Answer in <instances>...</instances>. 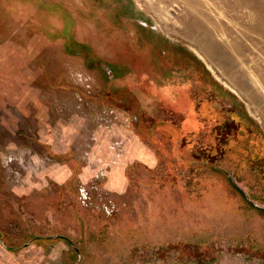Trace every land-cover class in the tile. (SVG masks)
<instances>
[{
  "label": "rangeland",
  "instance_id": "1",
  "mask_svg": "<svg viewBox=\"0 0 264 264\" xmlns=\"http://www.w3.org/2000/svg\"><path fill=\"white\" fill-rule=\"evenodd\" d=\"M0 264H264V0H0Z\"/></svg>",
  "mask_w": 264,
  "mask_h": 264
},
{
  "label": "built area",
  "instance_id": "2",
  "mask_svg": "<svg viewBox=\"0 0 264 264\" xmlns=\"http://www.w3.org/2000/svg\"><path fill=\"white\" fill-rule=\"evenodd\" d=\"M78 198H79V201L81 202V204H84V205L89 200L88 193L85 190H80V192L78 193ZM106 208H109V211L104 212V214L107 215V216H110L111 213H112V208H111L110 205H108V207H106Z\"/></svg>",
  "mask_w": 264,
  "mask_h": 264
}]
</instances>
